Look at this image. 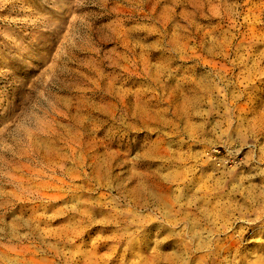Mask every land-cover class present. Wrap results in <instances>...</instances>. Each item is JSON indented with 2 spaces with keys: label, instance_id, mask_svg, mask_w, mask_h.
<instances>
[{
  "label": "rangeland",
  "instance_id": "374dc122",
  "mask_svg": "<svg viewBox=\"0 0 264 264\" xmlns=\"http://www.w3.org/2000/svg\"><path fill=\"white\" fill-rule=\"evenodd\" d=\"M0 264H264V0H0Z\"/></svg>",
  "mask_w": 264,
  "mask_h": 264
},
{
  "label": "bare ground",
  "instance_id": "6f19581e",
  "mask_svg": "<svg viewBox=\"0 0 264 264\" xmlns=\"http://www.w3.org/2000/svg\"><path fill=\"white\" fill-rule=\"evenodd\" d=\"M215 32H213L212 34H214ZM227 38L225 37V36H223V39H222V42L225 44V43H227V40H226ZM213 40V39H212ZM213 50V49H212ZM154 80L156 81V82H159L158 81V79L155 77L154 78ZM124 100H125V98L123 97V100H122V102H124ZM136 109L137 110H139L140 109V106L138 105L137 107H136ZM71 142H72V146H70V150H71V152H73V151H75L76 150V148H78L79 146H81V143H80V141L76 138V137H73V139L71 140ZM83 147V146H82ZM162 193H160V195H161Z\"/></svg>",
  "mask_w": 264,
  "mask_h": 264
}]
</instances>
